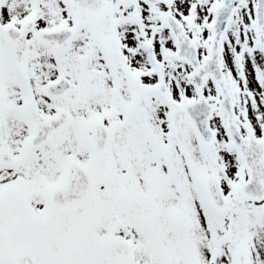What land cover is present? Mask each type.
I'll use <instances>...</instances> for the list:
<instances>
[{
	"label": "snow or ice",
	"instance_id": "obj_1",
	"mask_svg": "<svg viewBox=\"0 0 264 264\" xmlns=\"http://www.w3.org/2000/svg\"><path fill=\"white\" fill-rule=\"evenodd\" d=\"M0 264H264V0H0Z\"/></svg>",
	"mask_w": 264,
	"mask_h": 264
}]
</instances>
